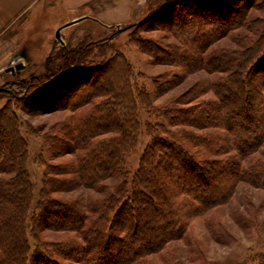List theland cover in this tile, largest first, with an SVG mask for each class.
I'll return each instance as SVG.
<instances>
[{
	"label": "rangeland",
	"instance_id": "obj_1",
	"mask_svg": "<svg viewBox=\"0 0 264 264\" xmlns=\"http://www.w3.org/2000/svg\"><path fill=\"white\" fill-rule=\"evenodd\" d=\"M166 1H145L144 10L138 19L132 20L131 14V21H125L126 23L106 24L103 20L88 15L90 18L79 20L78 26H67L60 30L63 42L56 36L59 26L64 25L56 23L60 18L58 11L51 9L46 12V17L39 14L34 18L36 10L32 8L22 18H34L23 29L24 32L14 25L0 37L2 49L9 48L12 53L0 56V141L6 142L12 138L9 137L12 130L9 122L13 119L14 131L25 140L24 146L28 151L26 166L36 183L35 197L40 196V189L45 186L44 194L46 193L48 200L53 199L78 208V220L83 215L87 219L83 221V231L98 228L95 220L99 215L88 210V206H98L97 203L107 199L113 188L122 184L125 179L130 182L132 173L140 165L144 146L152 139L147 127L157 130L160 128V121L172 132L186 130L196 134L221 135L216 139L217 146L209 147L211 151L203 149L204 157L210 161L225 160L228 167L232 162H237L239 169L244 168L253 158L263 153L261 149L248 158H239L238 153L227 142L228 134L222 129L171 124L164 118L162 111L166 108L170 110L171 107L195 111L207 101L216 99L213 91L207 87L223 74L207 70L204 67L206 64L202 62L201 65L196 54L207 55L220 48L242 49L264 35V0L247 1L252 4L245 8L243 25H232L218 31H213L214 24L207 22V19L202 22L195 15L186 19L187 22L176 18L186 2L192 9L197 6V1ZM223 1H216L219 5L212 10H220L230 0ZM161 6H164L163 10L149 12ZM78 12L90 14L87 6L80 8ZM148 14L151 16L145 21ZM120 18L124 20L123 17ZM254 21L257 24L253 25ZM218 32H221L219 36L216 34ZM68 49H81L85 52V59L82 64H78L77 60L68 71L59 70L58 65L63 62V54ZM16 56L17 60L14 59ZM17 62L25 63L24 68L15 73L6 71L7 67ZM259 75L251 76L256 81L262 79L263 76ZM23 78L30 81L27 88L20 80ZM106 80L110 81L114 90L108 89L105 92L107 95H104V92H100L99 84ZM129 88L141 89L149 99L147 106L141 104L139 99L136 102L135 110L141 127L136 146L125 157L121 156L122 167L117 174L97 182L95 187L85 186L75 169L77 164L79 166L81 157L89 152L87 148H83L85 146L81 148V141H85V136H79L80 140L77 135L81 129H85L87 136L94 135V140H106L105 148L110 149L107 144L109 138L120 132L118 128L110 127L114 126L111 118H119L116 122L121 121L122 124L131 111ZM246 92H238L239 97H233L232 102L241 106ZM99 94L102 96H96ZM102 102H109L111 108V111H104L106 116L98 108ZM260 106L264 108L263 104ZM209 111L211 118L214 117V110ZM112 113L114 117L109 116ZM186 116L188 121L194 118L198 124L204 123L199 119L198 113H188ZM238 118L245 125L250 124L242 115ZM91 123L93 132L88 128ZM245 127L243 126L245 132L250 133ZM114 129L116 130L113 131ZM70 130L72 135L68 134ZM181 140L192 151L197 150V146L187 138ZM7 152L6 146L0 142V164L3 169L12 165L6 161L7 155L4 154ZM105 159L103 157L102 161ZM230 167L233 168L232 165ZM1 171L0 177L13 175ZM232 171L233 175L226 176V179V169L217 171L213 167V181L219 185H209L207 189L209 192H218L226 186L232 187L226 202L207 209L201 215H189L186 212L184 224H179L185 228L182 236L167 241L161 250L147 254L142 261L119 264H254L264 261V188L235 178L234 169ZM173 181L171 188L176 196L168 193L167 197L168 202L176 203L181 198L178 188L182 185L178 181L176 183V179ZM155 199H162V196ZM151 207L153 206L145 203L138 205L142 216L140 220L144 219V213L152 220L153 216L148 212ZM160 207L156 206L154 211L164 213V209ZM52 213L56 215L37 227L36 235L40 240L37 248L58 264H91L96 248L91 243L87 244L81 236L82 232L53 226L62 222L67 226L72 224L65 221L64 213ZM154 220L162 223L158 217ZM129 222L132 223V219ZM149 225L151 223L140 226L139 238L144 237L143 227ZM129 231L131 232V228ZM33 240L30 238V242ZM83 247L91 249L83 252ZM102 260L103 262L98 259L97 263L116 262L111 257Z\"/></svg>",
	"mask_w": 264,
	"mask_h": 264
},
{
	"label": "trees",
	"instance_id": "obj_2",
	"mask_svg": "<svg viewBox=\"0 0 264 264\" xmlns=\"http://www.w3.org/2000/svg\"><path fill=\"white\" fill-rule=\"evenodd\" d=\"M192 1L198 2L195 8L192 7L193 11L190 9V4L186 2L184 9L176 15V18L183 19V22H187L186 19L194 15L199 17L202 22L207 19V22L214 24L213 31L232 25H243L245 8L252 4L247 3L249 0H230L225 2L220 10L213 11L212 9L219 5L216 1L220 0ZM163 8L164 6L157 7L149 12H158ZM185 11H189L191 14H187ZM151 14L146 16L145 21ZM255 24H257L256 21L253 25ZM216 34L219 36L221 32ZM85 56V52L81 49H68V52L63 54V62L58 65L59 70L65 69L64 71H66L73 67L77 60L78 64H82ZM196 56L201 61V65L202 62L206 64L204 67L207 70L218 71L223 74L222 77L207 87L213 91L216 99L207 101L198 110L193 109L195 111L183 109V107H171L170 110L168 108L163 109L164 118L171 124H189L198 128L213 126L222 129L228 134L227 142L238 153L239 158H248L261 149L263 153L253 158L248 166L241 167V169H239L237 162H232L230 165L233 168L231 169L225 160L210 161L204 157L203 149L211 151L209 147H216V142H218L216 139L221 135L217 133L196 134L186 130L172 132L166 129L163 122L160 121L158 123L160 128L157 130L147 127L148 134L151 135L152 139L150 142L147 141L144 146L140 165L132 173L130 182L125 179L122 184L113 188L112 194L107 199L100 200V203H97L98 206L94 207L91 204L88 206V210L99 215L98 219L95 220L98 228L83 231V221L87 219L82 214L83 217L78 220V208L68 203L56 202L53 199L48 200L46 193L44 194L45 186L40 189V196L35 197L36 183L26 166L28 151L24 146L25 140L22 135L14 131V120L10 119L9 125L12 126V130L11 133L9 132V137L12 138L6 142L0 141L8 151L4 154L7 155L6 161L12 164L7 169H3L0 164V171L13 174L7 178L0 177V264H58L44 256L42 251L37 248L40 241L36 235L37 227L55 214L52 212L64 213L65 221L72 224L67 226L62 222L53 226L82 232L81 236L87 244L91 243L96 248L91 264H98V259L103 262L102 259L108 257H111L112 260L114 258L116 262L106 261L107 264L128 263L134 260L142 261L147 254L161 250L167 241L182 236V231L185 228L179 224H184L183 219L186 217V212L189 215H201L207 209L223 204L228 200L232 187L226 186L218 192L207 190L209 185L212 187L219 185L213 181V167L217 171L226 169L225 178L228 175L231 177L234 169L235 178L247 180L257 187L264 188V108L260 106L261 104L264 105V35L242 49L220 48L207 55L196 54ZM255 74L262 75V79L256 81L252 79L251 75ZM20 80L27 88L30 81L27 78ZM99 85V88L103 89V91L100 89V92H104V95H107L105 92L108 89L114 90L109 80L100 82ZM244 90L247 91L244 96L245 100L243 99V104L238 107L232 102V98H238V92ZM128 94L132 112L130 111V114L124 120L122 119V124L121 121L116 122V119L119 118L114 117L115 110L113 111L114 114L109 115L114 117L111 118L114 120V126L110 127L120 130V134L117 133L114 137L109 138L107 144L111 147L110 149L105 148L106 140H94V135L87 136L84 128L85 131L81 129L77 135L78 138L81 135L85 136V141H81L82 145L81 143L80 145L81 148L85 146L83 148H87L89 152L81 157V162L79 166L77 164L75 169L80 181L85 186L95 187L97 182L117 174L122 167L121 156L125 157L136 146L141 130L135 110L136 102L139 99L141 104L147 106L149 99L147 94L139 88H129ZM98 108L99 111H103V115H105V110L111 111L109 102H102ZM212 109L215 115L211 118V111L209 110ZM188 113H198L199 119L203 120L204 123L198 124L194 118L193 120L191 118L189 121L186 120ZM241 115L246 122L250 123L248 126L238 118ZM243 126H246L245 128L250 133H246ZM88 128H93V124L91 123ZM93 130L91 129L90 132ZM251 130L253 131L251 132ZM106 132L102 131V133ZM68 134L72 135L71 130L68 131ZM181 138H187L188 141L194 143L197 150L192 151ZM79 139L81 140V137ZM103 157L108 159L102 161ZM126 173L129 174L128 171ZM174 179H176V183L178 181V184L182 185L178 188L181 198L176 203L174 201L168 202L169 198L167 197L168 193L173 194L171 183H174ZM159 196H162V199H155ZM93 202L95 203V201ZM144 203L153 206L148 211L153 216L152 220L146 217L147 213H144V219L141 218L140 220L142 216L138 205ZM156 206H161L164 213H156L154 211ZM156 217L162 223L154 220ZM131 219L132 223L129 222ZM149 223L151 225L143 227L144 237L139 238L140 226ZM130 228L131 232L129 231ZM94 234L95 237H92ZM30 238L34 240L30 242ZM91 247H83V252H89ZM263 262L254 264H264Z\"/></svg>",
	"mask_w": 264,
	"mask_h": 264
},
{
	"label": "crops",
	"instance_id": "obj_3",
	"mask_svg": "<svg viewBox=\"0 0 264 264\" xmlns=\"http://www.w3.org/2000/svg\"><path fill=\"white\" fill-rule=\"evenodd\" d=\"M145 1L147 0H0V37L14 25L23 31L39 14L46 17V12L51 9H56L60 14V18L56 22L58 25L70 23L68 26H78V19L81 21L90 18L88 15H92V18L95 19H101L106 24L126 23L125 21H131V14L132 20L138 19L144 10ZM86 6L89 8L90 14L78 12L80 8ZM32 8L36 10L34 18L22 20L26 12ZM120 17H123L124 20ZM9 51V48L2 49L1 46L0 56L12 54Z\"/></svg>",
	"mask_w": 264,
	"mask_h": 264
},
{
	"label": "water",
	"instance_id": "obj_4",
	"mask_svg": "<svg viewBox=\"0 0 264 264\" xmlns=\"http://www.w3.org/2000/svg\"><path fill=\"white\" fill-rule=\"evenodd\" d=\"M79 20H80V19H78V21H79ZM68 25H70V23H68V24H64L63 26H60V27L57 29V31H56V36H57V38H59V39L62 40L61 35H60V30H61L62 28H64L65 26H68ZM62 42H63V40H62ZM14 59L17 60V59H18V56H16ZM24 66H25V64H24L23 62H17V63H15V65H10L9 67H7V68H6V71H11V72L15 73L16 70H19V69L23 68Z\"/></svg>",
	"mask_w": 264,
	"mask_h": 264
}]
</instances>
